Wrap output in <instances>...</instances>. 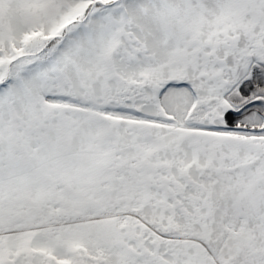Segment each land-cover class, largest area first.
Here are the masks:
<instances>
[{"label":"snow or ice","instance_id":"snow-or-ice-1","mask_svg":"<svg viewBox=\"0 0 264 264\" xmlns=\"http://www.w3.org/2000/svg\"><path fill=\"white\" fill-rule=\"evenodd\" d=\"M0 264H264V0H0Z\"/></svg>","mask_w":264,"mask_h":264}]
</instances>
